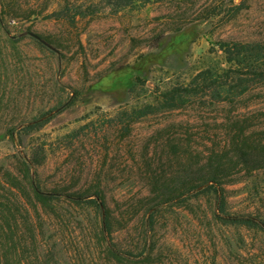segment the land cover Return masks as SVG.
I'll use <instances>...</instances> for the list:
<instances>
[{
  "label": "rangeland",
  "instance_id": "374dc122",
  "mask_svg": "<svg viewBox=\"0 0 264 264\" xmlns=\"http://www.w3.org/2000/svg\"><path fill=\"white\" fill-rule=\"evenodd\" d=\"M232 43L264 44V0H0V205L35 237L23 264H264V229L226 220L264 223V83L178 92ZM185 171L219 176L187 193Z\"/></svg>",
  "mask_w": 264,
  "mask_h": 264
},
{
  "label": "trees",
  "instance_id": "16d2710c",
  "mask_svg": "<svg viewBox=\"0 0 264 264\" xmlns=\"http://www.w3.org/2000/svg\"><path fill=\"white\" fill-rule=\"evenodd\" d=\"M221 48L227 55L226 62L230 65L229 68L220 72L210 70L200 72L194 77L196 83L193 87L183 88L178 92L187 94L196 93L197 91L200 93L207 92L216 101H231L234 96L242 94L246 89L264 83L263 43L248 46L241 43L223 44ZM172 97L170 99L174 102L177 97ZM184 173L186 178L184 191L187 193L202 189L209 183H215L216 178L219 176L216 171H208L195 177L193 171H185ZM32 189L38 202L44 204L48 200V195L38 192L33 187ZM71 199L80 200L82 195H73ZM13 201L16 202L15 199ZM1 206L4 208L0 209V264H23L24 261H32L31 251L35 246V237L31 236L29 239L15 237L16 220L14 212L5 205ZM15 211H18L16 207ZM9 216L12 217L11 223L8 222ZM24 217L27 227L32 229L34 226L28 220L29 214L25 210ZM226 220L230 222H250L260 225L264 229V223L253 217H227Z\"/></svg>",
  "mask_w": 264,
  "mask_h": 264
},
{
  "label": "water",
  "instance_id": "95a60500",
  "mask_svg": "<svg viewBox=\"0 0 264 264\" xmlns=\"http://www.w3.org/2000/svg\"><path fill=\"white\" fill-rule=\"evenodd\" d=\"M30 36H32L33 38H35L37 41H39L42 45H44L45 47H47L48 49L55 51V49L49 45L48 43H46L44 40H42L41 38H39L38 36L34 35V34H30Z\"/></svg>",
  "mask_w": 264,
  "mask_h": 264
}]
</instances>
